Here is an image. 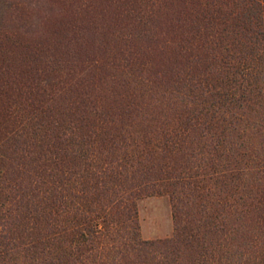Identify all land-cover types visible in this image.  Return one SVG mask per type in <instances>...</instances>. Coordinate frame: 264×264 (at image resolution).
Here are the masks:
<instances>
[{"label": "trees", "instance_id": "trees-1", "mask_svg": "<svg viewBox=\"0 0 264 264\" xmlns=\"http://www.w3.org/2000/svg\"><path fill=\"white\" fill-rule=\"evenodd\" d=\"M53 1L41 28L0 0V264H264V0ZM109 66L125 105L89 87ZM160 194L175 232L143 239Z\"/></svg>", "mask_w": 264, "mask_h": 264}, {"label": "rangeland", "instance_id": "rangeland-1", "mask_svg": "<svg viewBox=\"0 0 264 264\" xmlns=\"http://www.w3.org/2000/svg\"><path fill=\"white\" fill-rule=\"evenodd\" d=\"M31 1H32V5L35 4V6H36L39 4L41 8L38 10H34L33 12H29V13L23 12L25 14L24 17H26V20L24 19V17L22 18L19 16L21 12H18V11L14 12L12 15L8 14L7 17L10 19L12 17L15 20L17 18H20V19H23V21H27V22L32 21L35 18V20L32 22H34V23L36 22L35 23L36 27L41 23V28L42 27L47 28V25H49V22H42V19H43L42 15H45V12H47V10H45L44 8L48 5L49 6L50 5L55 6L56 3H54L53 0H31ZM38 13H40V14L38 15ZM52 15H56V14H51L49 16L51 17ZM32 17H33V19L30 20ZM110 17H113V13H105V15L102 14L100 22H105V23H109V24H111V22H117L116 20H114ZM38 20L40 22H38ZM6 22H8V21L6 20ZM167 22H168V20H167ZM16 23H19V22L17 21ZM41 28H40V30H41ZM32 29L34 30L33 26H32ZM106 29H107L106 25H104L103 32L106 31ZM29 32L30 33L28 34V36H33V31L29 30ZM102 36H103V34L97 35L95 44L99 41V39L102 38ZM106 38H109L112 40V34H110V33L107 34ZM147 41L144 44L151 46V48H150L151 56L149 57V59H151V58L156 59L157 58V59H160V60L163 59L166 61H169V59L173 60V56L171 53L168 52V50L165 51L166 54H165V52L162 51L161 48L163 47V43H161L162 40H161V36L159 34H156L155 36L153 35V37ZM95 44L93 45V52L94 53H92V52L86 53V51L76 52V50H78L76 47V49H73L71 51V53L69 54V56L67 57V61H72L74 64H77V63H79V61H81L82 59L85 58L86 64H90L89 59L91 61L98 59L99 58L98 56L100 55V53L96 52V50H98V49H97ZM101 46H103V45H101ZM101 49H103V48H101ZM103 50H106V49H103ZM60 51L61 50H59V52ZM106 52L113 53L109 50H106ZM85 54H87L86 57H85ZM60 62H61L60 63L61 66H60V69L57 70V73L62 71L63 72L62 75H66V73L68 71L72 72L73 74H74V70H75V73H76V71L80 72V70L77 69L78 67H76V69H74V70L72 68L66 70L70 66V64H67V63L64 64V62H62L61 60H60ZM108 69L110 71L108 74H106V73L101 74V78L96 76L95 77L96 78L95 83L89 87H92V86L96 87V86L105 84L107 86V89L110 92L111 98H112V96L114 97L117 95L118 102H120L122 105H125L121 101V97H122V95H124V97H128V95H129L128 93L129 92L131 93V91H132L131 89L129 91H126V89H127L126 87L129 84L128 78H125L128 81V83L125 82L126 80H123L122 82H120L124 78L123 75H121V74H123V72H120L121 70L118 71L117 69H114L110 66ZM70 76L72 77V75H70ZM78 79L79 78L72 80L71 82L68 83V84H73V85L69 89H67V92H66L67 93L66 94L67 99H64V98L59 99L56 96V100L59 104H67L68 99L73 100V99H77L80 95H84V92L86 90L85 88H87L88 85L83 84V83H77L79 85L74 86L75 85L74 83L78 82ZM111 80H113L114 83ZM130 87L133 88L132 84L130 85ZM92 92H93V90H92ZM115 105H116V103H115ZM137 208H138V219H139V231H140L141 237L143 239L165 238V237H170L174 234L175 222H174V219L172 216L171 201H170V198L167 194L143 196L138 200Z\"/></svg>", "mask_w": 264, "mask_h": 264}]
</instances>
